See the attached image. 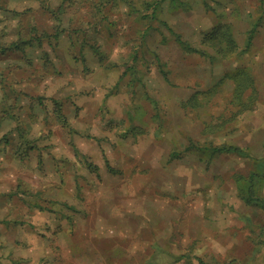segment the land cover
<instances>
[{"label": "rangeland", "instance_id": "obj_1", "mask_svg": "<svg viewBox=\"0 0 264 264\" xmlns=\"http://www.w3.org/2000/svg\"><path fill=\"white\" fill-rule=\"evenodd\" d=\"M263 145L264 0H0V264H264Z\"/></svg>", "mask_w": 264, "mask_h": 264}, {"label": "trees", "instance_id": "obj_2", "mask_svg": "<svg viewBox=\"0 0 264 264\" xmlns=\"http://www.w3.org/2000/svg\"><path fill=\"white\" fill-rule=\"evenodd\" d=\"M211 38L213 39V40H211L213 42V44H215V42H216V44H217L216 48H219L220 46L218 45V41H217L220 38L219 35L218 36L214 35ZM205 43L208 44V45H211V44H209V40H206ZM235 48H236L235 46L234 47L231 46V47H229V49L223 50L221 54L225 58H231L233 56L234 52H235ZM205 150L210 152V154L214 155V156L217 155V154H222V153H226V154H241L243 152L238 147H234V146H231V145H215V144H213L212 146L209 145ZM250 194H251V192H250ZM185 258H186L185 256H176L175 260L177 262H179V261H181V260H183Z\"/></svg>", "mask_w": 264, "mask_h": 264}, {"label": "crops", "instance_id": "obj_3", "mask_svg": "<svg viewBox=\"0 0 264 264\" xmlns=\"http://www.w3.org/2000/svg\"><path fill=\"white\" fill-rule=\"evenodd\" d=\"M257 113V112H256ZM256 113H252V114H250V116H249V118H251L250 119V121H249V127L245 124L246 123V120L248 119V117H244V118H242L239 122H240V130H239V133H241V134H244V133H249V135L250 136H252V134L254 133V131L255 130H257L258 129V127H259V125H260V120H261V118H263V116H260V117H258L257 115H256ZM248 142H250V145H251V142H252V140H249ZM233 146V145H232ZM264 146V145H263ZM234 147H238V148H240L243 152L240 154V155H245V153H244V151H246L247 149H245V148H243V147H249V145H247V144H245V145H241V147H240V145L238 144L237 146L236 145H234ZM250 149V148H249ZM251 151V150H250ZM248 152H249V150H248ZM248 154H250V153H248ZM224 155H227L226 153H222V154H217L216 156L218 157V156H224ZM247 156V155H246ZM251 158H253L254 159V157L253 156H251V155H249ZM258 159H263L264 160V155L262 156V157H257V160ZM205 160H209V157L208 156H206V158L204 159V161ZM255 161H256V158H255ZM252 162H254V161H252ZM255 163V166H256V162H254ZM253 174V173H252ZM251 174V175H252ZM244 197V196H243ZM263 204V203H262ZM264 205V204H263ZM258 206H260V204L258 205ZM260 207H263L262 205L260 206Z\"/></svg>", "mask_w": 264, "mask_h": 264}]
</instances>
